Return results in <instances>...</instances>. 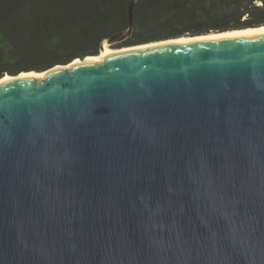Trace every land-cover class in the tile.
<instances>
[{
  "label": "water",
  "instance_id": "water-1",
  "mask_svg": "<svg viewBox=\"0 0 264 264\" xmlns=\"http://www.w3.org/2000/svg\"><path fill=\"white\" fill-rule=\"evenodd\" d=\"M88 57L0 82V264H264V32Z\"/></svg>",
  "mask_w": 264,
  "mask_h": 264
},
{
  "label": "trees",
  "instance_id": "trees-1",
  "mask_svg": "<svg viewBox=\"0 0 264 264\" xmlns=\"http://www.w3.org/2000/svg\"><path fill=\"white\" fill-rule=\"evenodd\" d=\"M131 0H0V78L97 56ZM118 48L264 26V0H140Z\"/></svg>",
  "mask_w": 264,
  "mask_h": 264
},
{
  "label": "bare ground",
  "instance_id": "bare-ground-1",
  "mask_svg": "<svg viewBox=\"0 0 264 264\" xmlns=\"http://www.w3.org/2000/svg\"><path fill=\"white\" fill-rule=\"evenodd\" d=\"M246 32H264V26L258 27V28H247V29L234 30V31L222 32V33H211L208 35H202V36H197V37H181L178 39H171V40H166L163 42H155V43H151V44L126 47V48H121L118 50H115V49L113 50L110 47H108L106 45V43H103L101 51L96 57H88L85 60L86 61L93 60L96 63H101V62H103L102 58L106 57L107 55L121 54V53L130 52V51H134V50H139V49H144V48H149V47H154V46H160V45L173 44V43L187 42V41L200 40V39H206V38H214V37L231 36V35H237V34L246 33ZM78 62H79V60H74L71 64H69L65 68H70L72 65H74ZM57 68L58 67H55L54 69H57ZM46 73L47 72H43V73H37V72L24 73L23 72V73L19 74V77L34 76L37 79H42L46 75ZM11 79L12 78L9 75H5L0 80V82H6V81H9Z\"/></svg>",
  "mask_w": 264,
  "mask_h": 264
},
{
  "label": "rangeland",
  "instance_id": "rangeland-1",
  "mask_svg": "<svg viewBox=\"0 0 264 264\" xmlns=\"http://www.w3.org/2000/svg\"><path fill=\"white\" fill-rule=\"evenodd\" d=\"M106 45L108 46V47H110L111 49H115V50H118V49H120V48H118V46H115L116 44H114V45H109V44H107L106 43ZM100 53V52H99ZM96 57V56H95ZM57 66H62V65H57ZM34 72H36V71H34Z\"/></svg>",
  "mask_w": 264,
  "mask_h": 264
}]
</instances>
